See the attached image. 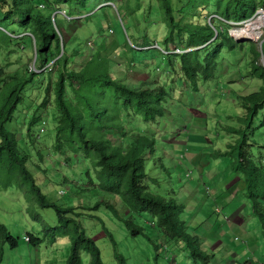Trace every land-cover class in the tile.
Listing matches in <instances>:
<instances>
[{
	"label": "trees",
	"instance_id": "trees-1",
	"mask_svg": "<svg viewBox=\"0 0 264 264\" xmlns=\"http://www.w3.org/2000/svg\"><path fill=\"white\" fill-rule=\"evenodd\" d=\"M132 1L0 0V55L19 53L17 47H20L31 50L34 56L35 49L34 69L38 71L24 65L21 74H10L6 72L9 64L0 65V188H17L26 196L29 204L27 215L42 226L41 238L27 235L31 246L43 243L52 246L61 237H69L71 248L66 264H82V253L89 255V264H104L95 241L78 221L80 214L76 212L77 208L60 207L49 202L32 173H36L33 169L38 171L41 168L34 162L29 143L35 148L40 162L46 160L45 154L38 149L42 144L32 133L41 120L36 116L31 118L22 140L6 129L7 124L15 120L19 106L24 104L27 90L46 79L45 98L39 107L47 106L52 92V103L56 109L53 117L56 121L54 155L63 157L70 166L76 162L78 166L85 167L88 184L118 197L127 214H149L152 226L162 233L166 241H181L188 247L194 263L211 264L213 255L203 251L198 237L187 232L188 227L182 219L185 206L172 198L153 194L145 186L149 181L145 157L153 152L155 139L141 134L142 129L131 137V141L122 138L133 122L159 123L166 115L164 105L170 97L164 85L150 81L147 72L139 69V66L145 67L146 60L137 63L131 55L132 52L161 54V61L168 62L171 68V72H165L166 77L175 78L179 74L178 81L185 82L198 93L201 82L214 80L219 75L218 61L223 51L242 49L247 44L236 43L230 31L254 18L257 12L264 11V0H134L135 4ZM99 13L103 16L101 21ZM63 15L67 20L96 19L92 26L98 31L96 39L99 45L90 49L84 38L74 34L77 48L67 50L60 21H57L59 17L64 18ZM136 16L143 26L151 23L155 27L160 23L163 39H157L154 28L149 36L145 33L139 44L134 29L142 28L144 31L145 27H139ZM155 17L159 19L156 21ZM118 21L124 28L129 24L132 34L128 28L125 30V52L116 54L117 41L111 33L118 27ZM128 37L137 50L128 45ZM261 54L264 57V42L261 52L251 44V60L247 67L249 76L260 80L262 86L247 96L234 97L241 104L243 115L233 125L223 127L234 140L224 151L218 150L212 156L230 158L232 172L243 177L241 186L264 236V165L249 153V148H259L264 142L255 136L259 129L264 134V66L259 65ZM122 65L139 72L144 79L140 82L144 85L137 87L128 83V76L124 81L126 71H121ZM182 74L184 79H181ZM259 119V126H256ZM109 131L114 132V137ZM102 205L124 221L133 236L144 235V229L119 214L115 202L96 203L92 210ZM37 209H53L55 225H45ZM104 230L118 264H126L117 251L113 235ZM17 244L0 222V261L5 248H16Z\"/></svg>",
	"mask_w": 264,
	"mask_h": 264
},
{
	"label": "rangeland",
	"instance_id": "rangeland-1",
	"mask_svg": "<svg viewBox=\"0 0 264 264\" xmlns=\"http://www.w3.org/2000/svg\"><path fill=\"white\" fill-rule=\"evenodd\" d=\"M142 6L146 7L147 4H142ZM106 12L110 13L107 10ZM101 14L99 13L100 21L103 18ZM155 19L157 21L159 18L155 17ZM68 20H70L69 23H67ZM68 20L65 19V16L57 19L58 22L60 21L59 26L63 34L62 38L66 41L67 50L77 48V40L73 39L74 34L80 36L81 39L84 38L90 49L99 45L96 39L98 31L92 26L96 19ZM136 21L140 24L139 27H145L143 28L144 31L142 28L134 29V35L139 40V44L142 43L141 38L145 33H149L147 35L149 36L150 31L151 34L153 33L154 28L157 39H163V29L160 23L155 27L151 23L143 26L141 20H138V16H136ZM118 23V27L112 29L113 32L111 33L117 41L116 54L125 52V30L128 28L129 33L132 34L129 24H127V28H124L122 22L118 21ZM241 27L243 26L238 28ZM233 30L230 31L232 36ZM94 40L96 41L95 46ZM263 40L264 29L262 38L258 43L246 41L244 43L247 44L242 49L237 48L235 51L225 49L218 61L219 75L214 80L206 83L201 82L198 93L194 92L190 85L178 81L179 74H175V78L166 77L165 72H171V68L168 62L161 61V54L156 52L134 54L132 52L131 55L137 63H140L142 59L146 60L145 67L139 66V69L142 72H147V78H150V81L164 85L170 97L164 105L166 115L159 123L148 125L139 121L137 124L133 122L127 127L125 137L122 136V138L131 141V137L140 133L139 131L142 129L141 134H147L150 138L155 139L156 144L153 152L147 153V157H145V168L149 180L145 186L149 192L165 199L172 198L185 206L182 219L188 227L187 232L193 237H198L200 247L202 246L201 237L206 232L205 225H201L200 221H205L209 215L213 214L212 205L205 207L202 205L201 208L198 206L205 202L206 198L203 183L208 182L206 176L210 177V171L216 166L219 176L222 175L223 171L228 172L230 158L221 156L214 158L212 154L218 150L224 151L227 145L234 140V137L227 134L223 129L226 125H233L235 120L243 115L242 106L234 97L247 96L262 86L260 80L249 76L247 65L251 60V44H254L256 50L260 52V43ZM132 41L136 43L134 38ZM127 43L137 50L129 37ZM17 48L19 53L15 51L16 53L13 54L2 53L0 55V65L9 64L6 69L7 73L21 74L24 65L31 67L33 64L32 51ZM151 48L153 47L151 46ZM85 54L88 56L89 52L86 51ZM259 65L264 66V57H260ZM121 68L123 73L126 71V74L123 75L124 81L126 80L125 76H128V83L137 87L144 85L140 82L143 76L139 72L130 69L127 65H122ZM113 71L117 72L116 70ZM119 73L121 72L119 71ZM54 77L55 75H53ZM184 78L182 74L181 79ZM46 86L47 80L45 79L43 83L39 82L27 90L24 104L19 106L15 113V120L7 124L6 129L10 133H16L18 140H22L26 135L28 122L31 118L36 116L41 120L35 125L32 133L42 144V147H38V149L45 154V162H40L37 153L34 151L35 148L30 143L28 148L31 150L34 162H37L41 168V171L33 169L36 173L31 168L30 170L35 175L36 182L40 185L47 200L60 207L74 206L77 208L76 212L80 214L78 221L87 235L95 241L104 264H118L104 228L113 235L117 243V251L125 259L126 264H171V262L192 264L188 247L181 241H166L162 233L152 226V218L149 214H127L118 197L102 192L88 184L85 167L78 166L76 162L70 166L63 157L54 155L56 121L53 117L56 115V109L52 103V92L47 106L45 108L39 107L45 98ZM262 113L264 115V111ZM42 122L43 124H41ZM259 123L260 119L256 126H259ZM40 130L43 132L40 133ZM262 132V129L257 130L255 136L258 140L264 141ZM109 134L114 137V132L109 131ZM249 151L250 156L252 155L261 163L264 162L261 159L264 150L254 146L249 148ZM198 163L201 164L202 171L205 173V178L202 180ZM262 165L264 164L262 163ZM209 186L211 187V184ZM61 190L64 191V195L59 194ZM104 201L115 202L119 214L144 229V235L133 236L126 229L124 221L119 220L103 205L92 210L96 203ZM28 206L26 196L19 189L0 188V222L7 227L18 243L16 248L9 246L5 248L0 264H66L71 248L69 237H61L52 246L43 243L33 247L26 240L27 235L39 236V238L42 236V226L32 221L26 213ZM36 212L42 217L45 225H55L56 216L53 209H37ZM205 237L211 239L212 235ZM229 242L234 244L232 236H230ZM209 244H213L212 241ZM205 249L210 252V248ZM216 251L218 250L214 251L216 257L222 261L220 258L222 254ZM81 258L82 264H89L90 257L87 253H82Z\"/></svg>",
	"mask_w": 264,
	"mask_h": 264
},
{
	"label": "crops",
	"instance_id": "crops-1",
	"mask_svg": "<svg viewBox=\"0 0 264 264\" xmlns=\"http://www.w3.org/2000/svg\"><path fill=\"white\" fill-rule=\"evenodd\" d=\"M260 148H264V142L257 149ZM261 159L264 161V153ZM202 168L199 164L201 180L205 178ZM217 171L216 166L210 171V177L206 176L208 182L203 183L205 202L201 205L197 202L200 208L202 205L204 207L212 205L213 210V214L205 221H200L201 225L206 227V232L201 237V249L213 255L211 264H264V236L259 221L252 213L251 203L241 186L243 177L234 174L230 167L228 172L223 171L220 176ZM207 235H212V238L206 239ZM230 236L233 237L234 244L229 242ZM211 241L213 244H209ZM205 248H210V252ZM215 250L222 254L220 257L222 261L216 257ZM191 262L196 264L193 260Z\"/></svg>",
	"mask_w": 264,
	"mask_h": 264
},
{
	"label": "bare ground",
	"instance_id": "bare-ground-1",
	"mask_svg": "<svg viewBox=\"0 0 264 264\" xmlns=\"http://www.w3.org/2000/svg\"><path fill=\"white\" fill-rule=\"evenodd\" d=\"M263 29L264 14H258L250 23H247L241 28L234 29L232 33L236 41H252L258 43L262 38Z\"/></svg>",
	"mask_w": 264,
	"mask_h": 264
},
{
	"label": "water",
	"instance_id": "water-1",
	"mask_svg": "<svg viewBox=\"0 0 264 264\" xmlns=\"http://www.w3.org/2000/svg\"><path fill=\"white\" fill-rule=\"evenodd\" d=\"M114 6V5H113ZM114 8H115V6H114ZM257 14H264V11H259V12H257ZM256 14V15H257ZM255 18V17H254ZM253 18V19H254ZM253 19H251V20H253ZM251 20H249V21H247V22H244V23H242V24H240V25H243V26H245L247 23H250L251 22ZM231 35V34H230ZM231 37L235 40V38H234V36H232L231 35ZM235 42L236 43H244V42H246V41H244V42H239V41H236L235 40ZM252 42V41H251ZM262 44H263V42H261L260 43V46H262ZM261 58H263V55L261 54ZM35 61H36V51H35V49H34V60H33V64L35 63Z\"/></svg>",
	"mask_w": 264,
	"mask_h": 264
},
{
	"label": "clouds",
	"instance_id": "clouds-1",
	"mask_svg": "<svg viewBox=\"0 0 264 264\" xmlns=\"http://www.w3.org/2000/svg\"><path fill=\"white\" fill-rule=\"evenodd\" d=\"M255 16H257V15H255ZM252 19H253V18H252ZM239 26H243V25H240V24H239V25L237 26V28H238ZM234 29H235V28H234ZM232 30H233V29H232ZM230 33H231V32H230ZM230 36H231V35H230ZM231 38H232V37H231ZM262 42H264V40H263ZM238 44H239V43H238ZM241 44H243V43H241ZM261 48H262V46H260V52H261ZM31 67L34 69V64H32ZM34 71L38 72V71L35 70V69H34ZM61 191L63 192V195H64V194H65L64 191H63V190H61ZM61 191H59V194H60ZM26 240L29 241L28 237H26Z\"/></svg>",
	"mask_w": 264,
	"mask_h": 264
},
{
	"label": "built area",
	"instance_id": "built-area-1",
	"mask_svg": "<svg viewBox=\"0 0 264 264\" xmlns=\"http://www.w3.org/2000/svg\"><path fill=\"white\" fill-rule=\"evenodd\" d=\"M49 69H50V68H49ZM60 194L63 195V192L61 191Z\"/></svg>",
	"mask_w": 264,
	"mask_h": 264
}]
</instances>
